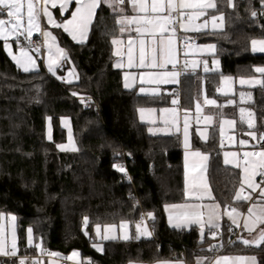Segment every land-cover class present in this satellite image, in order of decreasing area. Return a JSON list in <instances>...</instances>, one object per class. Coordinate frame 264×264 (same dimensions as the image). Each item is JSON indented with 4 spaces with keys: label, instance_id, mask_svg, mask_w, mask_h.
Here are the masks:
<instances>
[{
    "label": "trees",
    "instance_id": "1",
    "mask_svg": "<svg viewBox=\"0 0 264 264\" xmlns=\"http://www.w3.org/2000/svg\"><path fill=\"white\" fill-rule=\"evenodd\" d=\"M215 12L222 13L225 27L219 31L197 32L200 42L215 43L223 74L256 76L264 67V55L252 54L249 41L264 38L262 0H216ZM252 11L257 15L253 17ZM120 25L105 6L96 17L84 43L63 36L69 59L78 73L67 83L40 69L21 71L7 55L0 40V222L15 217L18 253L0 255V264H18V256L46 259L44 251L67 254L80 251L86 262L126 264L130 260L151 261L182 258L188 263L204 253V245L229 240L223 222L221 238L198 240V228L170 227L164 206L183 199L182 149L175 134H150L147 124L137 119L140 106L169 104L175 93L170 87L160 96H142L135 88H125L121 70L112 65V38ZM196 74H191L180 104L190 105L198 95ZM219 73L208 76L217 84ZM213 85V86H214ZM209 89L213 93L210 85ZM214 86V87H215ZM198 90V87H197ZM252 108L257 129L264 133V84L253 90ZM70 119L76 150H59L65 140L60 117ZM52 123V137L46 138L45 121ZM214 135L207 142L193 138V146L209 154V184L225 203L239 186V169L225 166ZM264 147V140L260 141ZM122 163L117 167V163ZM123 168L124 171L119 169ZM243 201L228 206H244ZM153 213L149 238L102 240L103 251L93 247L99 225L121 220L136 223L142 214ZM88 218L87 226L84 218ZM32 229V245L27 230ZM87 232V235L85 234ZM41 245L37 248L35 245ZM235 239L223 252L233 250ZM264 264V244L248 247ZM43 250V251H42Z\"/></svg>",
    "mask_w": 264,
    "mask_h": 264
},
{
    "label": "snow or ice",
    "instance_id": "2",
    "mask_svg": "<svg viewBox=\"0 0 264 264\" xmlns=\"http://www.w3.org/2000/svg\"><path fill=\"white\" fill-rule=\"evenodd\" d=\"M126 0H74L75 3V9L71 12L70 18L65 19L62 23H57L56 20L53 18L52 13L49 11L47 5L50 3L52 8H56L58 4V0H0V17L7 16V19L0 18V40H3L5 42V47L8 49L9 55H12L11 52V45H9L7 42L10 37H17L25 36V39H28L32 36L33 31H40V16L41 14L47 18V23L52 25L56 28H63V30L70 35H72V38L74 40L77 39V34L80 35L81 40L79 42H83V38L86 37L87 32L90 28V26L93 23L94 18L97 14V9L101 8V5H107V7L113 9L115 12L116 10H119L120 12H124L125 9L122 7L125 4ZM129 2L132 5V10L137 13L135 16H122L120 19H118L116 22L117 24L121 25L120 32L123 33L127 26L130 25H138L136 27V32L143 34L144 32H149L152 35L155 34V29L159 28L160 32L163 33L167 31V25L174 24L177 20V18H183L185 16V13L182 11L183 9H194L195 12L193 14H189L187 16V19L189 21V24L193 19H197L201 16L207 15L208 9H215L217 8L216 0H151V4L148 3V0H129ZM25 3H26V9H27V19H26V27H25V19H24V9H25ZM73 3V0H59V8L61 9L62 13L68 10V7L70 4ZM229 6L234 7L235 5L232 3V0H228ZM262 7H264V0H262ZM167 11L166 15H150L149 13H164ZM140 13H143L144 15H139ZM173 13H176V16L173 15ZM264 14V13H262ZM251 15L255 17L257 15L256 11H252ZM212 20V26L213 28L221 27L224 21L223 15L215 16L213 15L211 17ZM217 20L220 21V24L218 25L216 22ZM208 24V21L205 20L203 24L196 26V27H189V25H186L184 23H180V27L184 31H200L203 28H205ZM139 25H143L144 27H140ZM151 26V27H148ZM173 31H175V28H173ZM43 36L45 37V43L49 46V51L51 52V48L53 47V43H49V40L52 42H55L56 37L52 35L51 32L44 31ZM112 44H118L120 43L117 39H112ZM140 54H139V64L136 65L138 67L144 68H160V69H166L168 64H171L173 68L176 67V58H175V52L172 47V41L169 40L167 42V48H165L164 41L161 40L159 47H153L151 49L150 56L146 54L145 52V41L143 39L140 40ZM155 44V41H154ZM209 49L214 50V45H208ZM251 47L253 52H261L264 53V39L261 40H252L251 41ZM133 42L130 40L128 42V50H127V56H128V67L131 68L134 66L133 64ZM39 49H37L38 51ZM57 52L60 54L61 57L65 55L64 50L57 47ZM116 55H120V52L117 51ZM14 60H16L17 64H20L23 67V70L25 72L30 71L29 64L34 65L35 61L32 60L30 56H28L27 51L24 49H21V57L12 56ZM162 61V62H161ZM213 63H218L217 61H213ZM53 64H55V61L52 60L51 55L49 56V71H52L54 73ZM123 65L121 63H117L116 67H122ZM196 65L193 64V67ZM204 71L208 72L210 69L207 66V62L204 64ZM256 72L264 74V67H257L255 69ZM180 73L176 71L168 72V71H162V72H149V73H141L140 75V82L143 84L145 82L147 83H154V84H160V83H179V77ZM147 77V80L145 79ZM128 76H125V88H130L132 85L127 82ZM231 78L225 77L222 81V84H227ZM245 83H252L250 80H245L243 78L240 79V84ZM146 90L141 87L140 92H145ZM152 94L156 95L158 94V89H153ZM227 94V93H225ZM241 99L243 100L244 93H240ZM205 104L207 105H216L215 100L208 99L207 96H205L204 100ZM179 103L178 98H174L172 100L173 105H177ZM229 103H233L232 101H229ZM196 110L197 112H200L201 106L199 102L196 104ZM144 109H140L141 116L143 118ZM163 111L167 112L168 109H164ZM173 114H175V109L171 110ZM245 112L244 108H240L241 113V120H243V113ZM252 114L249 113V116ZM206 121H211L213 119L212 116H206L204 118ZM223 124L228 125H234V120H223L221 123V136H223ZM248 127L249 129H252L255 127L253 122L251 120L248 121ZM151 131V129H150ZM247 135H250L253 139H257V134L254 131H250L247 133ZM201 136L204 139H207V137L201 133ZM184 146L186 149L190 147L189 141H188V133H187V117H185V131H184ZM51 138V137H49ZM259 140H264V133H261L259 136ZM239 143L241 145H246L248 141L240 140ZM221 145H223V140H221ZM61 150H67L64 145H59ZM73 151H75V147H72ZM190 154L193 157H199L202 161H207L208 156L206 154H203L199 151H193L191 153H186V155ZM232 156L234 159L229 160L228 157ZM237 156V153H224V163L227 164H233L235 168H239L242 170V177H241V183L240 188L236 192L234 199L236 201H247L251 199V195L247 194L245 195V185L247 188L251 189L253 192L256 191V189L261 188V184H264V180H261L260 183H257L255 180V177L260 176L264 177V150L260 151H252V152H245L243 154V160H236L235 157ZM120 171H124L123 168L119 169ZM207 170L206 164L201 166V171L205 172ZM187 172H188V166L187 163L185 164V175H186V186H185V196H193L195 200L201 201L204 199V195L198 194L197 192H189V184L187 182ZM201 185L198 183V178L194 177L191 187L193 189L199 188ZM203 188L208 191L209 198L214 199L210 196V189L207 182H203L202 184ZM258 200L264 201V188H261L260 196L258 197ZM207 208L209 215L208 220L205 222L203 219L204 213L201 210L202 208ZM220 208V205L217 203L215 205L211 206H205L199 203L196 204H173L166 206V211L169 212V223L172 227H182L183 225L181 223H173L174 216L172 210L175 209H186L187 211L183 212L180 216L175 217L176 219H182L184 224H199L200 230H201V238H203L204 234V227L205 223L207 224V227L211 231V229L219 228V224L215 222L214 217L216 219L219 218L218 216V209ZM259 208V214L254 212V209ZM226 214L228 215L229 219L232 221L233 224L237 223V220L233 217V213H236L237 215H240V213L237 212L236 208H231L230 210L225 209ZM248 217L251 219L252 217H255V221L259 223H264V204H253L248 208ZM147 218L151 220H155V216L153 213L149 212L147 213ZM11 221L13 222V229H12V242L11 247L8 249V246L5 242V240L0 236V255L4 256H16L17 255V242H16V234H15V217H11ZM88 218H84V224L87 226ZM121 229H126L127 224L121 223L119 225ZM244 227L249 232L253 231L254 229L252 227H249L248 220H245ZM116 228L115 225H109L104 228V232L106 233L101 237L102 240H108V239H115L114 236H110L107 233L113 231ZM232 229L229 228V231ZM2 231V230H0ZM100 226L98 225L96 227L97 235H100ZM136 231L138 233L136 238H139L141 235L150 237L152 235L151 231L148 230L147 224L142 220L141 223H138L136 225ZM87 235V232H85ZM217 235L216 232L212 231L211 236L215 238ZM130 237L125 234L123 236V239L127 240ZM27 239L28 243L31 246L32 245V229L29 228L27 230ZM242 242L245 245H252L259 247L261 244H264V230H262L258 236V238L254 241H250L247 239H243ZM37 248H41V245L37 244L35 245ZM93 247L96 248L97 251L102 252L103 246L102 245H96L94 244ZM211 247H215L214 245ZM211 250V249H209ZM43 251V250H42ZM48 256L56 258L59 257L58 253H47ZM79 254L76 252H73V254L69 257H67L68 260H75L76 257ZM224 261V264H228V261L230 260L229 257H223L221 258ZM237 259H246V258H237ZM253 261V264H255V257L251 258ZM18 264H26V259L21 258L19 259ZM32 264H41L39 259H33ZM49 264H55L54 260H50ZM88 264H91V261L88 262ZM165 264H170V262H165ZM197 264H200V261L198 260ZM215 264H221V260L218 259L215 261Z\"/></svg>",
    "mask_w": 264,
    "mask_h": 264
},
{
    "label": "rangeland",
    "instance_id": "3",
    "mask_svg": "<svg viewBox=\"0 0 264 264\" xmlns=\"http://www.w3.org/2000/svg\"><path fill=\"white\" fill-rule=\"evenodd\" d=\"M148 3L151 4V0H148ZM101 6H105L111 13H113L115 15V21H117L118 19H120L122 16H135L137 15L136 12H134L132 10V5L129 2V0H126L125 4L122 6L125 11L124 12H120L119 10H116L115 12L113 11V9L107 7V5H101ZM49 11L52 13L53 18L56 20L57 23H62L65 21V19L70 18L71 12L74 11L75 9V3L73 0V3L69 5L68 10L63 12L61 11V9L59 8V0H58V4L56 8H52L51 4L49 3L47 5ZM166 11L164 13H159V14H155V13H149L150 15H166L165 14ZM139 15H144L143 13H140ZM174 16H176V14H173ZM0 18H4L7 19V16L5 15L4 17H0ZM24 19H25V27L26 25V19H27V9H26V3H25V9H24ZM177 23V24H176ZM180 23H184V17L183 18H177L176 22L174 24H169L167 25V31L168 32L170 30L173 31V28H175V31L173 32H177L180 30H183L180 27ZM138 25H130L127 26L125 31L123 33L120 32V27L118 30V34L117 36L113 37L112 39H117L120 41V43L118 44H113L114 45V58L112 60V65L115 68L121 69L122 72L125 71H136L138 67L136 65L139 64V54H140V40L143 39L145 41V52L146 54H148L150 56L151 54V49L153 47H151L150 43L148 44V42H150L151 40L156 38L157 34H161L159 28L155 29V34L152 35L149 32H144L143 34L137 33L136 32V27ZM140 27H144L143 25H139ZM151 27V26H148ZM40 31H33V34L30 38H34V37H39L41 39V42L43 44V49L42 52H40V50L37 51V49H33L30 48L27 44H26V39L25 36H20L19 38L17 37H10L8 40V44L11 45V52L12 55H9L8 49L5 47V42L3 40H1L4 44V49L7 53V55L10 57V59L14 62V64L21 70H23V67L20 64H17L16 60H14L12 58V56H16V57H21V49H24L25 51H27L28 56H30L32 58V60L35 61L34 65L29 64V68L30 71L28 72H34V71H38L40 69H44V71L51 73L53 76H55L56 78L65 81L67 83L76 81L78 79V73L75 69V66L73 64V62L69 59L68 56V52L67 49L65 48L64 44H63V36H67L73 43H84L86 42L88 36H89V32H90V28L87 32L86 37L83 38V42H79L81 40V37L79 34H77V39L74 40L72 38V35H70L69 33L65 32L63 30V28H56L53 27L52 25L47 23V18L45 16H43L41 14L40 16ZM44 31H48L51 32L53 36L56 37L55 42H52L51 40H49V43H53V47L51 48V52L49 51V46L48 44L45 43V37L43 36V32ZM184 31V30H183ZM183 31H181L182 33V38H185L186 33H184ZM133 35H132V34ZM164 33V32H163ZM121 34V35H119ZM123 34V35H122ZM181 38V39H182ZM133 42V64L135 67L129 68L128 67V56H127V50H128V42L129 41ZM183 40V39H182ZM194 45L198 44L197 42H193ZM214 44V43H212ZM193 45V46H194ZM190 48L192 47V45H188ZM188 46H184L181 49V65L183 66V70L182 72L184 74L193 71V64L194 63H199L200 62V58L195 57L193 58V56H191L192 54H189V47ZM57 47L61 48L64 50L65 55L63 57L60 56V54L57 52ZM208 48V47H207ZM206 48V49H207ZM125 52V56L124 58H115L116 52ZM213 52V50H212ZM51 55L52 60L55 61V64H53V68H54V73L52 71H49V56ZM118 56V55H117ZM214 58V57H213ZM208 57L205 56L202 60V63L207 62L208 63ZM117 63H121L123 66L122 67H116ZM212 64H213V60H212ZM214 65V64H213ZM214 67V66H213ZM126 69V70H125ZM132 69V70H131ZM134 69V70H133ZM25 72V71H24ZM213 73H219L218 77H217V84L215 86V90L213 95H206L205 90H204V85H203V92L201 96H195V102H193L192 100V113L188 114L186 113L187 111L184 110L185 112L180 115L179 110L177 108V105H173L172 104V100L174 98H177V95L174 93L172 94V99H171V104L172 105H163L160 107H148V106H140L137 108L136 114H137V119L140 122H144L147 124V131L150 134H162V135H168V134H175L178 136L179 141H180V146L182 149V167H183V177H184V185H183V191H184V200H186L187 198L190 199H195L193 196L189 195V196H185V186H186V175H185V164L187 163L188 166V172H187V182L189 184V192H197L198 194H202L204 195V199L201 201H190V202H185L184 200L174 203V204H202L205 206H211V205H215V204H219L220 208L217 210L218 211V216L219 218L216 219V217H214L215 222L220 223L221 222V214L225 215V209H228L229 206V202H235L236 200L234 199L236 192L239 190L240 188V183H241V177L243 175L242 170L239 169L240 175H239V186L237 187V189L235 190L234 193V197L232 199H230V201L228 200L227 203L223 202L224 198L219 195V194H215L213 191L210 190V196L213 197L214 199H210L209 198V194L208 191L205 190L202 186L203 182H207V176H206V171L202 172L201 171V166L206 164L207 161H202L199 157H193L190 154L186 155V153H191L193 151H199L203 154H206L208 156L209 159V154L205 151H202L198 148H194L193 147V138L197 139L201 142H207L210 137L212 135L215 136V138L217 139L216 143L218 148L220 149V155H221V161L225 166L228 167H233V164H225L224 163V153L228 152V153H237V156L235 157L236 160H243V154L245 152H252V151H260V150H264V148L262 147V145H258L257 139H253L250 135H247L248 132L250 131H254L257 134L256 128H252L249 129L248 127V121L251 120L253 122V124L255 125V119H254V115H253V111L252 109L249 107V105H247V99L250 100V98H248V96L243 97V100L241 99L240 93L236 91V82L238 83V80L235 79L234 76L230 75V74H223L220 73V70H212ZM129 74H133V73H129ZM132 76V75H131ZM225 77H229L231 78V80L227 83V84H222V81L224 80ZM133 77H131L129 80H132ZM217 94H216V93ZM227 93V94H225ZM205 96H207L208 99L211 100H215L216 101V105H212V106H222L225 104H229V105H233L234 103L238 102V105L236 107V116L235 117H225L222 116L220 117L218 120H215L214 116L210 113H206L203 112V109L206 106H209L207 104H205L204 100H205ZM171 98V97H170ZM229 101H232L233 103H229ZM197 102H199L200 106H201V110L200 112H197L196 110V104ZM241 103V104H239ZM240 108H244L245 112L243 113V120H241V113H240ZM140 109H144V113H143V118L141 116V112ZM164 109H168L169 111L165 112L163 111ZM172 109H175V114H173V112L171 111ZM249 113H251L252 115L249 116ZM192 117V119L189 118ZM206 116H212L213 119L209 122L206 121L204 118ZM185 117H187V133H188V141H189V145L190 147L188 149L185 148L184 146V131H185ZM223 120H234L235 124L234 125H228V124H223V136H221V132H220V128H221V123ZM59 125L64 129L65 132V140L63 142H60L56 145V147L61 150V148L59 147V145H64L66 147L67 150L72 149V147H75L76 149V142L73 138V134H72V127H71V122L70 119L66 116L60 117L59 119ZM151 129V131H150ZM201 133H203L207 139H204L201 136ZM45 135L47 139H50L49 137H52V123L51 120L49 118H46L45 121ZM221 140H223V145H221ZM240 140H245L248 141V143L246 145H241L239 143ZM257 144V147H255V145ZM228 159L231 161L234 158L230 155L228 157ZM197 177L198 178V183H200V187L193 189L191 187L192 182H193V178ZM255 180L257 183H260L261 180H264V177H260L257 176L255 177ZM261 188H264V184H261ZM261 188L256 189L255 192H253L251 189L247 188V186L245 185V195L250 194L251 195V199L247 200V201H243L245 202V204H247V207L245 208V210L243 211V217L246 216L245 220L247 219L248 221L250 219H248V208L250 206H252L253 204H264L261 203L260 200H258V197L260 196V191ZM210 189V188H209ZM204 213L203 219L206 222L208 220V209L202 208L201 209ZM174 211L183 213L185 211H187L186 209H175ZM254 212H258L259 214V208L254 209ZM238 213H241L240 211H238ZM241 214L238 215V217L240 218ZM11 217L14 216H7V217H2L1 222H0V236H2V238L5 240L8 249H10L11 247V242H12V229H13V222L11 221ZM126 223L127 224V228L129 229V220H121L120 222L116 223V224H105L103 226L100 227V235H97L96 230L94 231V236L96 239V242L93 243L96 245H102V239L101 237L103 235H105L106 233L104 232V228L106 226L109 225H115L116 228L107 233L110 236H114L115 238L119 237L120 239H123L124 234V229H121L119 227V225L121 223ZM251 223V221L249 222ZM206 224V223H205ZM14 225H15V221H14ZM196 225V224H194ZM126 228V229H127ZM127 229V232L129 231ZM16 234V233H15ZM251 234V233H249ZM259 234V231L256 234L252 235V238L254 239V237H256ZM240 235H242V233H240ZM128 236H131V234H129ZM146 237V236H145ZM151 237V236H150ZM109 240V239H108ZM95 248V247H94ZM18 249V248H17ZM96 249V248H95ZM73 252L78 253L80 256V251L78 249H73L70 252H68L67 257L71 256L73 254ZM18 253V251H17ZM49 253H58L59 257L53 258L50 257L48 255H46V262L47 264H49L50 260H54L55 264H58V259H62L63 258V254H60L59 252L56 251H49ZM22 256H18V260L21 259ZM68 260V259H67ZM69 262H71V260H68Z\"/></svg>",
    "mask_w": 264,
    "mask_h": 264
},
{
    "label": "crops",
    "instance_id": "4",
    "mask_svg": "<svg viewBox=\"0 0 264 264\" xmlns=\"http://www.w3.org/2000/svg\"><path fill=\"white\" fill-rule=\"evenodd\" d=\"M182 11L185 13L184 24L189 25V27L199 26V25L203 24L205 20L208 21V24H207V26L205 28H203L200 31H219V30H222L225 27V19H224L223 24H222L221 27H217L215 29L213 28L211 17L213 15H215V16L222 15V13H218V12L216 13L215 9H208L206 16H201V17H199L197 19H193L190 24H189V21L187 19V16L189 14H193L195 12V10L194 9H183ZM165 14H167V11H166ZM173 14H176V13H173ZM216 23L219 25L220 21L217 20ZM181 31H183V30H180V31H177V32H173L172 30H170L168 32H164V33H161V34L159 33V34L156 35L155 39H153L150 42H148V44L150 43L151 47L155 46V47L158 48L159 44H160V41L163 40L165 48H167V42L169 40H171L172 41V47H173L174 52H175V58H176V61H177L175 68H173V66L171 64H168L166 69L149 68V67L141 68V67L133 66V67L137 68L136 71H129V70L125 71V72L121 71L123 86L125 84V76L127 75L128 76L127 82L132 85L130 88H135L139 95L149 96V97L160 96V94L162 92L167 91V89H166L167 87H170L172 90H175V94L177 95V98L179 99V103H178L177 108L179 110L180 115H182L185 112L184 110H186L187 111L186 113H188V114L192 113V111H191L192 110V102H191L190 105H187V107H184V106H182L180 104V97H184L185 96V92H186L185 91V86L186 85L188 86L190 80L192 79V77H190V73L191 74H196L195 77H194L195 78L194 81L196 82L195 83L196 87H195L194 90L196 91V93H198L199 96H201L202 92L204 90H205L206 95H213L214 90H215L214 80L213 81L211 80V82H208L207 78H208V76L210 74L213 73L212 70L214 71V70H218L219 69L221 71V61H220L219 55L217 54L215 43L212 42V41H206V42L198 41L196 39L195 35L197 34V32H200V31H191V30L183 31L184 33H186L185 38H182V36H181L182 32ZM119 35H121V34H119ZM181 38L183 40L190 38V39L193 40V42H197L198 43L196 45L191 43V45H192L191 48L187 45L189 47V49H188L189 54H192L191 56H193V58H195V57L200 58V62L198 64L194 63L196 66L193 68V71H190V72H188L186 74H184L182 72L183 66L181 65V49L184 47V46H182L179 43V40H182ZM261 39H264V38H253V39H251L249 41V50H250V52L252 54L264 55V53H261V52H253L252 51V47H251V41L252 40H261ZM154 41H155V44H154ZM212 43H214V44H212ZM208 45H214L215 46L213 52H212L211 49L207 48ZM42 49H43V44H42ZM113 49H114V45H113ZM124 56H125V52H120V55H118V56L115 55V58L117 59L119 57V58L122 59V58H124ZM205 56H207L209 58L207 66L210 69V71H208V72L204 71V64L205 63L204 62L202 63V60H203V58ZM201 58H202V60H201ZM212 60L213 61H217L218 63H213L214 64L213 65L212 64ZM162 71H168V72L176 71V72H179L180 73V75L178 77L179 83H175V84L174 83L154 84V83L145 82V83L142 84L140 82L141 73L162 72ZM129 73H133V74H129ZM131 77H133V79L129 80ZM241 78H243L245 80H250V81H252V83H245V84L242 85V84H240V79ZM145 79L147 80V77H145ZM235 79L238 80V83L236 82V91L239 92V93L243 92L244 93V97L248 96V98H250V100L247 99V103L246 104L249 105V107L253 111V115H254V119H255V128H256V131H257V142L256 143L258 145H262L261 142H260L261 140H259V136L261 134V131H259L257 129L256 117H255V114H254V110L252 108V102H253V90L255 88L259 87V86H262L264 84V74L256 75V76H238V77H235ZM210 84H211V86L213 88V93L209 89L208 85H210ZM203 85H204V90H203ZM187 86H186V88H187ZM141 87H143L146 91L143 92V93L140 92V88ZM197 87H198V90H197ZM153 89H158V94L153 95L152 94V90ZM198 95H196V96H198ZM171 99H172V97L169 99V105H172L170 103ZM193 99H194L193 102L197 101V100H195V97H193ZM239 104H241V103H239ZM237 105H238V102L234 103L233 105H229V104L228 105L225 104V105H222V106L209 105V106H206L203 109V112L212 114L214 116L215 120H218L222 116L235 117L236 116V107H237ZM189 118L192 119V117H190V116H189ZM257 144L255 145V147H257ZM194 148H196V147H194ZM198 149H200V148H198ZM200 150H202V149H200ZM202 151H204V150H202ZM182 158H183V155H182ZM208 161H209V159H208ZM208 161L206 163V167L208 166ZM206 176H207V184L209 185V188L212 191V189L210 187V184H209V178H208L207 170H206ZM183 179H184V177H183ZM183 185H184V180H183ZM184 199L185 198H184V191H183V199L182 200H184ZM184 201L185 202H187V201L188 202H190V201L194 202V201H197V200L187 198ZM260 202L264 203V201H260ZM175 203H177V202H175ZM173 204L174 203H169V204H166L164 206L165 219H166L167 224L170 227H172V226L169 223V212L166 211V206L173 205ZM246 207H247V204H244L243 208L242 207H237V206L235 207L237 209V212L238 211L241 212L240 213L241 214L240 218L238 217V215L236 213H233V217L237 220V223L240 225V231H239L237 237L235 238V241H237V244L234 246L233 250H231V251H226L224 253H221L217 257L206 255L205 252H204L202 254L195 255L191 259V261L189 263L187 261H185L184 259H182V258H165V259L161 258V259H156V260H151V261L130 260L126 264H165V262H170V264H197L198 260L200 261V264H215V261L218 260V259L221 260V264H224V261L221 259L223 257H229L230 258V260L228 261V264H253V261H252L251 258L255 257V264H259V256L257 254H255L254 251L246 249L248 247H255V245L254 244L245 245L242 242V240L243 239H247V240H250V241L256 240L258 238L260 232L262 230H264V223H259V222L254 223L255 217H252L248 221V223L251 221V223H249V227H252L254 230L251 231V232L246 230L245 227H244L246 216L243 217V211L245 210ZM230 209H231V207L229 206L228 210H230ZM172 212H173V216H174L173 223H181L183 225L182 227H173V228L189 229L191 226H196L198 228V240L199 241H202L204 238H211L212 240L221 238V231H222L223 222H230V224L236 225V224L232 223V221L229 219V217H228V215L226 213H225V215L221 214V216H222L221 222L218 223L220 225L219 228L211 229V231H210L209 228L207 227V224H205L203 238H201V230H200V225L199 224H196V225H194V224H184L182 219H176L175 218L177 216H180L182 213L174 211V210H172ZM257 214H258V212H257ZM136 225H137V223H134V224L130 223L129 224L130 228L129 229L127 228L129 230L128 232H127V229H124V234H127V235L131 234V236H129L130 237L129 239L137 237L138 233L136 231ZM212 231L217 233L215 238H213L211 236V232ZM258 231H259V234L256 237H254V239H253L252 235L256 234ZM240 233H242V235H240ZM249 233H251V234H249ZM139 238H149V237H145V236L141 235ZM115 239H120V238L117 237ZM115 239H109V240H115ZM121 240H125V239H121ZM237 258H246V259L241 260V259H237ZM40 262H41V264H47L46 259H42V260H40ZM29 264H32V263H29ZM58 264H60V260L59 259H58ZM69 264H88V262L83 260L82 257H81V254H80V256H77L75 260H71V262H69ZM91 264H95V263H91Z\"/></svg>",
    "mask_w": 264,
    "mask_h": 264
},
{
    "label": "built area",
    "instance_id": "5",
    "mask_svg": "<svg viewBox=\"0 0 264 264\" xmlns=\"http://www.w3.org/2000/svg\"><path fill=\"white\" fill-rule=\"evenodd\" d=\"M177 24V23H176ZM179 43L182 46H187L191 43H193V40L188 38V39H184V40H179ZM26 44L33 49H39L40 52H42V42L41 39L38 37H34V38H28L26 39ZM116 166L119 168L122 166V163H117ZM235 208V205H232L231 208ZM142 220L147 224L148 230L153 231V225L150 222V220L147 218L146 214L142 213L136 220V223H141ZM226 225L230 226V228L232 229L231 231H229V240L224 244L223 242H221L220 240H215L211 243L205 244L204 245V252L206 255H210L213 257H217L218 255H220L223 252V249L225 247L226 244L231 243L238 235L239 231H240V225H232L230 224V222H226ZM215 246V247H211V246ZM211 249V250H209ZM47 253H49V251H44L43 255L46 256ZM60 264H69V261L67 260V255H63V258L60 259Z\"/></svg>",
    "mask_w": 264,
    "mask_h": 264
},
{
    "label": "water",
    "instance_id": "6",
    "mask_svg": "<svg viewBox=\"0 0 264 264\" xmlns=\"http://www.w3.org/2000/svg\"><path fill=\"white\" fill-rule=\"evenodd\" d=\"M165 92H167V91H165Z\"/></svg>",
    "mask_w": 264,
    "mask_h": 264
}]
</instances>
